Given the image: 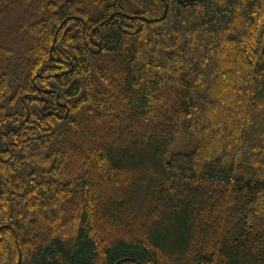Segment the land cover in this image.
<instances>
[{"label": "trees", "instance_id": "1", "mask_svg": "<svg viewBox=\"0 0 264 264\" xmlns=\"http://www.w3.org/2000/svg\"><path fill=\"white\" fill-rule=\"evenodd\" d=\"M0 264H264V0H0Z\"/></svg>", "mask_w": 264, "mask_h": 264}]
</instances>
